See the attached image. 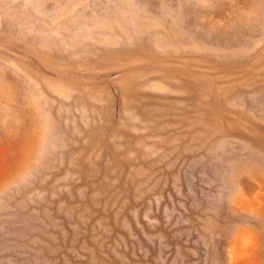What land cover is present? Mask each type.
Masks as SVG:
<instances>
[{
    "label": "rangeland",
    "instance_id": "rangeland-1",
    "mask_svg": "<svg viewBox=\"0 0 264 264\" xmlns=\"http://www.w3.org/2000/svg\"><path fill=\"white\" fill-rule=\"evenodd\" d=\"M0 264H264V0H0Z\"/></svg>",
    "mask_w": 264,
    "mask_h": 264
}]
</instances>
